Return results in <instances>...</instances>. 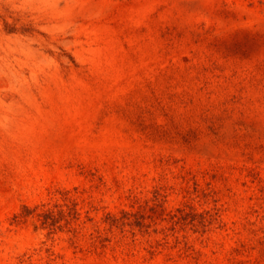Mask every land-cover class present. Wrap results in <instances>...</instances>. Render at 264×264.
Listing matches in <instances>:
<instances>
[{"label": "rangeland", "instance_id": "obj_1", "mask_svg": "<svg viewBox=\"0 0 264 264\" xmlns=\"http://www.w3.org/2000/svg\"><path fill=\"white\" fill-rule=\"evenodd\" d=\"M0 264H264V0H0Z\"/></svg>", "mask_w": 264, "mask_h": 264}]
</instances>
